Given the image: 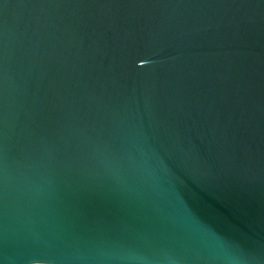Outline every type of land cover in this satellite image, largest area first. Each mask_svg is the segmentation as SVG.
<instances>
[{"label":"water","instance_id":"95a60500","mask_svg":"<svg viewBox=\"0 0 264 264\" xmlns=\"http://www.w3.org/2000/svg\"><path fill=\"white\" fill-rule=\"evenodd\" d=\"M264 264V0H0V264Z\"/></svg>","mask_w":264,"mask_h":264},{"label":"built area","instance_id":"2783aa9c","mask_svg":"<svg viewBox=\"0 0 264 264\" xmlns=\"http://www.w3.org/2000/svg\"><path fill=\"white\" fill-rule=\"evenodd\" d=\"M35 264H62V263H35Z\"/></svg>","mask_w":264,"mask_h":264},{"label":"bare ground","instance_id":"6f19581e","mask_svg":"<svg viewBox=\"0 0 264 264\" xmlns=\"http://www.w3.org/2000/svg\"><path fill=\"white\" fill-rule=\"evenodd\" d=\"M38 263V262H37ZM40 263V262H39ZM31 264H35V263H31Z\"/></svg>","mask_w":264,"mask_h":264}]
</instances>
